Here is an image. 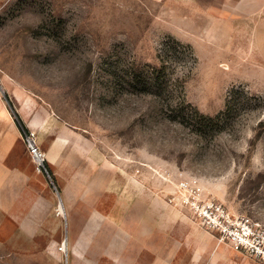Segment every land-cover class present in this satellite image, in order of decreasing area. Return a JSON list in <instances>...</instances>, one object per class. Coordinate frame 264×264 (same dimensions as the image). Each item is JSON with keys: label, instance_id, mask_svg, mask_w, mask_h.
<instances>
[{"label": "rangeland", "instance_id": "rangeland-1", "mask_svg": "<svg viewBox=\"0 0 264 264\" xmlns=\"http://www.w3.org/2000/svg\"><path fill=\"white\" fill-rule=\"evenodd\" d=\"M0 110V264H264L194 207L264 228V0H0Z\"/></svg>", "mask_w": 264, "mask_h": 264}, {"label": "built area", "instance_id": "built-area-1", "mask_svg": "<svg viewBox=\"0 0 264 264\" xmlns=\"http://www.w3.org/2000/svg\"><path fill=\"white\" fill-rule=\"evenodd\" d=\"M28 147L33 155L42 156L33 136L28 137ZM194 207L202 225L217 232L220 241L264 263V228L259 223L249 216L232 214L219 202H194Z\"/></svg>", "mask_w": 264, "mask_h": 264}, {"label": "crops", "instance_id": "crops-1", "mask_svg": "<svg viewBox=\"0 0 264 264\" xmlns=\"http://www.w3.org/2000/svg\"><path fill=\"white\" fill-rule=\"evenodd\" d=\"M7 125L10 127L7 131L5 130L6 127L2 128V126L0 128V212L5 213L4 221L10 222L13 214L17 216V213L21 211L26 203L30 201L32 203L35 202L36 195L33 190L26 189V174H23L20 170L13 171L5 167L13 144L11 138L12 127L11 124ZM21 184H23V186H21ZM15 189L25 190L26 193L22 191L13 195L11 190ZM29 208H27V210H29Z\"/></svg>", "mask_w": 264, "mask_h": 264}, {"label": "bare ground", "instance_id": "bare-ground-1", "mask_svg": "<svg viewBox=\"0 0 264 264\" xmlns=\"http://www.w3.org/2000/svg\"><path fill=\"white\" fill-rule=\"evenodd\" d=\"M1 113H2V112H1V110H0V114H1ZM2 118H3L4 120L9 119L6 115H4ZM9 121H10V120H9ZM36 158L38 159V161L42 162V158H41V157L36 156Z\"/></svg>", "mask_w": 264, "mask_h": 264}, {"label": "trees", "instance_id": "trees-1", "mask_svg": "<svg viewBox=\"0 0 264 264\" xmlns=\"http://www.w3.org/2000/svg\"><path fill=\"white\" fill-rule=\"evenodd\" d=\"M199 113V112H198ZM188 117H191V115L187 114Z\"/></svg>", "mask_w": 264, "mask_h": 264}, {"label": "water", "instance_id": "water-1", "mask_svg": "<svg viewBox=\"0 0 264 264\" xmlns=\"http://www.w3.org/2000/svg\"><path fill=\"white\" fill-rule=\"evenodd\" d=\"M61 206H62V202H61Z\"/></svg>", "mask_w": 264, "mask_h": 264}]
</instances>
